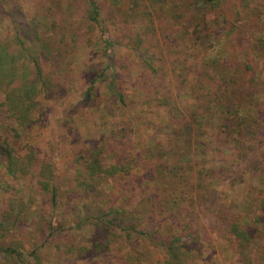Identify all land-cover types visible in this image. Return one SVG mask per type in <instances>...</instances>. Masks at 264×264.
I'll return each instance as SVG.
<instances>
[{"label":"rangeland","instance_id":"obj_1","mask_svg":"<svg viewBox=\"0 0 264 264\" xmlns=\"http://www.w3.org/2000/svg\"><path fill=\"white\" fill-rule=\"evenodd\" d=\"M96 1L104 15L107 4L104 0ZM173 6H167L165 0L162 5L160 1L144 0L143 9L156 19L172 17L166 26L163 25L164 32H171L172 40L165 48L145 43L136 50L121 32L126 27L129 35L138 31V26L126 21L129 10L127 0H124L123 5L112 9L116 12L113 18L117 19L113 27L108 17L103 20L113 41L111 48L106 50L98 45L101 33L97 29L90 32L86 25L74 22L85 10L84 0H0L1 43L8 41L18 48L21 41L15 35L27 36L30 23L33 25L30 29L49 27L50 34L57 35L60 31L68 39L60 42L55 36L52 47L59 52L40 59L43 73L50 80L49 89H46L47 94L41 93L37 97L38 122L23 143L33 149L38 162L47 159L52 164L57 186L65 191L68 189L67 201L71 205L80 195L75 180L82 175L81 156L87 150L102 148L105 163H111L119 151H126L132 169L117 178L115 189H121L129 188L125 185L136 187L141 178L150 180L155 176V166L165 164V161L168 165L180 163L179 158L183 160L185 153H177L175 143L178 140L180 145L186 146L190 142V146L196 148L198 162L188 179L195 188L190 194L201 201L192 202L195 205L192 209L191 201L184 197L181 207L183 215L190 210L185 218L200 233L201 259L195 264H246L238 256L237 241L228 229L233 222L249 228L244 219H251L253 208L264 221V0H214L205 10V19L209 23L198 36L196 45L185 41L178 47L175 25L182 22L187 27V20L194 12L184 8L185 4L181 5L176 16L189 12L187 17L177 20L173 17L174 11L170 12ZM23 24L27 29L20 27ZM192 26L199 27L196 23ZM76 34L77 40L70 41V35ZM107 57L113 61L109 65ZM143 59L150 60L158 75H165L166 81L170 78L163 84L161 95L186 107L182 124H178L179 121L172 123L165 110L154 103H144L140 85L147 80L149 72L144 68ZM178 63L182 65L178 66ZM222 70L225 71L223 74ZM111 74L123 93V105L111 98L105 84L100 82L89 93L88 100H84L89 80H110ZM176 74H181L184 81L180 83ZM222 76L224 81L234 80L229 87L218 89L223 97L234 98L237 104L241 102L247 106L239 119L226 114L222 117L215 104L208 101L211 95L217 97L220 93L217 87L223 84ZM181 85L180 94L178 87ZM0 119L4 120L1 114ZM201 144L207 149H219V153L206 158L200 150ZM153 145L156 150L150 149ZM221 146L235 149L226 160L229 163H225ZM193 152L186 151L190 160ZM222 161L225 170L219 171ZM15 190L20 191L19 186L4 175L0 163V222L1 215L9 208L10 197L20 196L14 193ZM35 205L36 209L40 208L39 204ZM43 205L44 209L49 208L48 201ZM254 229L251 234L258 244L251 248V264H264V224L261 232L259 228ZM83 234L89 235L88 229ZM20 237L22 241L28 238L13 232L0 243L7 244ZM84 237L75 234L70 240L83 241ZM59 238L61 241L69 239ZM118 257L115 256L116 261ZM2 258L0 252V260ZM156 259L163 260L159 254ZM108 264L111 263L108 261Z\"/></svg>","mask_w":264,"mask_h":264},{"label":"trees","instance_id":"obj_2","mask_svg":"<svg viewBox=\"0 0 264 264\" xmlns=\"http://www.w3.org/2000/svg\"><path fill=\"white\" fill-rule=\"evenodd\" d=\"M158 1L161 5L164 3V0H156ZM165 1L167 6L174 4L170 8V12L174 11V19L187 17L189 11L176 16L179 11L177 8L181 5L185 4L184 8L194 12L190 22L187 20V27L183 26L182 22L175 25L176 47L185 41L197 43L198 36L209 23L205 19V10L214 0ZM104 2L107 4V12L103 15L96 0H84L85 10L74 22L86 25L90 32L97 29L101 33L98 45L108 50L113 41L103 20L108 17L110 26L113 27L117 19L113 18L116 12L112 9L123 5L124 0ZM127 3L129 12L126 21L138 26V31L129 35V28L126 27V30L121 31L122 35L128 37L136 50L145 43H150L152 47L165 48L167 43L171 42L172 34L164 32L163 25L166 26L172 17L167 20L156 19L146 8L143 9L144 0H127ZM202 10L204 12H201ZM107 15L112 16L109 18ZM195 23L199 25L198 28L192 26ZM31 24L28 26L27 36L19 33L15 35V38L18 36V41H21L18 48L8 41L0 42V114L4 119H0V163L4 175L11 178L20 189L14 192L20 196L10 197L9 208L1 215L0 242L13 232L28 236L25 241L20 237L19 240L7 244L0 243V252L3 254L0 264H66L65 261H71L73 264H108V261L111 264H195L201 259L200 233L185 218V215L190 214V210H186L183 215L181 207L184 197L191 201L192 209H195L193 203L201 201V198L195 200L190 194L195 188L188 179L198 164L196 148L193 149L190 142H187L186 146L180 145L178 140L175 143L176 152L185 153L183 160L179 158L180 163L168 165L164 159L165 164L155 166V176L150 180L141 178L140 182L135 184L136 187L125 185L129 188L121 189H115L117 178L128 174L132 169L131 159L126 155V151H119L111 163H105L102 148L87 150L86 154L81 156L82 175L75 180V188L80 195L71 205L67 201L68 189L65 191L57 186L52 164L47 159L38 162L33 149L23 143L38 122L37 97L41 93L47 94L46 89H49L50 80L43 73L40 59H46V54L59 52L57 48L52 47L51 41L55 36L60 42L68 40L63 32L50 34L49 27L35 26L30 29L33 26ZM20 27L27 29L26 24ZM196 32L200 33L193 34ZM77 38V34L70 35L69 40L76 41ZM165 40L166 43H162ZM143 60L144 68L149 72L147 80L140 85V92L144 93L145 97L144 103H154L165 110L172 123L179 121L178 124H182L186 107L161 95L163 84L169 82L170 78L166 81L163 74L165 70L163 75L159 76L150 60ZM107 61L108 65L113 62L109 57ZM181 65L182 63H178V66ZM224 72L221 71L222 74ZM176 75L175 78L180 83L184 81L181 74ZM222 79L223 84L219 85L217 90L221 86L229 87L230 83H234L232 78L224 81L222 76ZM97 82L104 83L111 98L119 104H124V96L117 87L114 74H111L110 80H89L84 100H88L89 93L95 89ZM182 87H178L180 94ZM221 94L222 92L217 97L211 95L212 98L210 96L208 101L215 104L222 117L226 114L239 119L240 113H245L247 106H243L241 102L237 104L234 98H225ZM247 101L245 100V103L249 104ZM228 127L229 124L226 125V128ZM150 149L156 150V146L153 145ZM221 149L222 154L226 156L225 163H229L226 160L234 154L235 149H230L229 146H221ZM188 150L194 151L191 160L186 156ZM200 150L204 157L213 158L219 149H207L201 144ZM136 162L138 164L140 159ZM225 163L222 161L219 171L225 170ZM24 198L27 199L26 202ZM45 201L49 202L48 209L43 207ZM35 204H39L40 208L36 209ZM59 210H62V213H58ZM250 215L251 219H244L249 228H244L239 222H233L229 224L228 229L237 241L238 256L244 259L246 264L252 263L251 248L258 244L251 232L254 228H259L261 232V225L264 224L257 209L253 208ZM85 229H88L89 235L83 234ZM75 234L84 235L83 241H71ZM59 236L69 239L61 241ZM158 254L163 258L160 262L156 259ZM118 255L116 261L115 256Z\"/></svg>","mask_w":264,"mask_h":264}]
</instances>
